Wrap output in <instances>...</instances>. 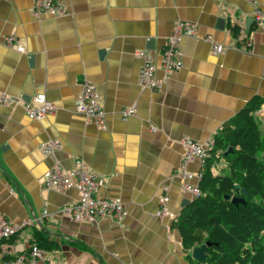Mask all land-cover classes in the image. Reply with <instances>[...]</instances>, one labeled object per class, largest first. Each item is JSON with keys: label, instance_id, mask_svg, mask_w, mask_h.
Wrapping results in <instances>:
<instances>
[{"label": "crops", "instance_id": "0c3cea01", "mask_svg": "<svg viewBox=\"0 0 264 264\" xmlns=\"http://www.w3.org/2000/svg\"><path fill=\"white\" fill-rule=\"evenodd\" d=\"M59 1L66 14L49 16L34 15L32 0H0V94L14 101L0 106V215L15 225L32 221L2 244L0 264L27 255L35 232L56 247L19 264H190L170 220L155 216L157 200L165 187L177 216L192 199L175 174L182 138L206 144L253 99H264V24L246 25L264 0ZM183 21L196 32L179 42L182 68L166 75L161 50ZM206 37L223 51L213 53ZM138 52L155 65L156 90L138 81ZM84 79L98 92L103 129L76 111ZM39 93L54 112L30 120L21 103ZM128 108L134 114L123 118ZM49 139L61 146L43 157L39 144ZM75 159L96 175L100 197L123 205L122 222L81 223L61 212L77 193L45 189L43 175ZM214 166V175L225 167ZM187 170L201 169L194 161Z\"/></svg>", "mask_w": 264, "mask_h": 264}, {"label": "trees", "instance_id": "16d2710c", "mask_svg": "<svg viewBox=\"0 0 264 264\" xmlns=\"http://www.w3.org/2000/svg\"><path fill=\"white\" fill-rule=\"evenodd\" d=\"M231 30L237 34L238 28ZM263 105L264 99H253L216 132L199 170V194L171 223L190 264H264V131L254 116ZM219 161L225 167L214 175L211 169ZM232 197L244 203L234 205ZM207 242L205 260L198 263L190 250ZM33 244L42 251L56 247L39 232Z\"/></svg>", "mask_w": 264, "mask_h": 264}, {"label": "built area", "instance_id": "2783aa9c", "mask_svg": "<svg viewBox=\"0 0 264 264\" xmlns=\"http://www.w3.org/2000/svg\"><path fill=\"white\" fill-rule=\"evenodd\" d=\"M32 13L34 15L61 16L66 14L65 5L59 0H32ZM251 18L256 24H264V7L253 4ZM196 32L195 24L187 21L177 22L172 33L166 38L161 50V68L164 74L176 72L182 68V61L179 53V42L184 36H194ZM11 38H8L10 41ZM210 50L217 54L223 51L222 46L214 43L211 38L206 37ZM250 42L245 40L242 47L244 50L250 47ZM18 52H23V47L17 46ZM143 62L139 70V83L156 90L158 82L155 78V65L151 58L143 52H138ZM261 76L264 79V62L262 65ZM14 101L8 96L0 94V106L9 105ZM22 108L30 120L40 121L45 116L54 112V106L46 99L42 93L36 94L29 102H22ZM76 111L91 119H94L98 127L105 128V116L103 107L96 90V87L88 80H82L79 84V92L75 99ZM122 117L126 118L134 114L132 108L122 110ZM154 131V129H153ZM181 145L183 153L180 166L176 171V176L183 180L181 190L184 193L195 197L199 194L196 184L190 181L199 178L198 173H191L187 170V164L198 162L200 169L208 156V152L213 147V138L206 144H202L189 138H182ZM59 139H49L39 144V152L43 157H52L60 149ZM44 188L65 192L74 190L77 193V199L64 206L61 212L68 218L81 223L92 224L100 218H110L117 223L122 222L126 216V210L123 205L115 200L100 197L98 195V180L94 173L83 168L82 160L75 159L73 166L69 169L64 168L58 162H55L43 175ZM169 197L167 189L164 187L157 200V210L155 216L158 218H168L170 222L176 220L168 207ZM32 225V221L26 220L19 225L12 224L0 215V248L2 244L18 233L25 226ZM44 252L35 244L30 245L29 253L22 255L14 260L2 262L1 264H19L23 261L35 262L42 260Z\"/></svg>", "mask_w": 264, "mask_h": 264}, {"label": "water", "instance_id": "95a60500", "mask_svg": "<svg viewBox=\"0 0 264 264\" xmlns=\"http://www.w3.org/2000/svg\"><path fill=\"white\" fill-rule=\"evenodd\" d=\"M253 20H247L246 25L248 26ZM255 117L258 119V121L260 122V126H259V131L262 133L264 131V111L258 112L255 114ZM228 152H231V150L229 149ZM226 152L225 155L228 153ZM235 188H237V185H235ZM242 194H245V190L243 188L240 189ZM226 199H228V197H226ZM230 202L234 205H237L238 203H244V200L242 198H237V197H232L229 199ZM188 200H183L181 202V208H183L186 204H188ZM209 245V243H205L201 246H196L193 247L190 250V256L192 259H194L195 261H197L198 263H203L206 257V248Z\"/></svg>", "mask_w": 264, "mask_h": 264}, {"label": "rangeland", "instance_id": "374dc122", "mask_svg": "<svg viewBox=\"0 0 264 264\" xmlns=\"http://www.w3.org/2000/svg\"><path fill=\"white\" fill-rule=\"evenodd\" d=\"M216 165L219 166V167H222L223 165L225 166L224 161H219Z\"/></svg>", "mask_w": 264, "mask_h": 264}]
</instances>
